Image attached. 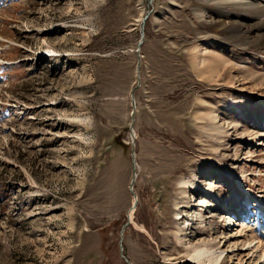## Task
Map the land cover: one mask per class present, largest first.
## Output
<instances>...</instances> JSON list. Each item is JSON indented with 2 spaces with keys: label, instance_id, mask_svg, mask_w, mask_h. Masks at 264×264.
<instances>
[{
  "label": "rangeland",
  "instance_id": "obj_1",
  "mask_svg": "<svg viewBox=\"0 0 264 264\" xmlns=\"http://www.w3.org/2000/svg\"><path fill=\"white\" fill-rule=\"evenodd\" d=\"M223 8L0 0V264H238L264 239V29Z\"/></svg>",
  "mask_w": 264,
  "mask_h": 264
},
{
  "label": "bare ground",
  "instance_id": "obj_2",
  "mask_svg": "<svg viewBox=\"0 0 264 264\" xmlns=\"http://www.w3.org/2000/svg\"><path fill=\"white\" fill-rule=\"evenodd\" d=\"M261 3L262 1L260 0H207L208 5L217 6V9L221 11H224L223 6L227 7L228 9L230 5L235 8L249 9V12H251L255 17H257L259 21L255 25L249 27L248 32H252L254 29L258 31H260L261 29H264V8H262ZM257 35H259V33ZM259 37H261V35ZM133 107L136 108V105L135 106L133 105ZM134 114H135V110L132 111L133 118H135ZM131 133L133 137L137 136L136 133L134 134V129L133 131L131 130ZM134 164L136 165V158H135V163H133V165ZM137 171L138 170H136V172ZM191 185L194 186L195 184L191 183ZM245 194H252V193L245 192ZM251 196H254V194ZM250 198L252 199V197L248 196V199ZM254 199H255L254 207L259 215L258 217L259 229L263 233L264 232V212H263L264 211V201L262 199L258 200L253 197L252 200ZM135 207L129 216L130 221H131L130 223H133V224H134L133 220H134V215H135V210H136ZM261 218L263 220V223L260 221ZM246 236L248 235L246 234L245 237ZM225 252L226 251L224 250L213 251L210 249H202V250L197 251L194 255H192L189 263L190 264H222V257L225 255ZM228 253H231L232 255L237 257L238 264H264V239L262 237L250 235L249 240L245 243V245H243L242 248H237L235 244V246H233L232 249L228 250ZM259 254H261V256Z\"/></svg>",
  "mask_w": 264,
  "mask_h": 264
},
{
  "label": "water",
  "instance_id": "obj_3",
  "mask_svg": "<svg viewBox=\"0 0 264 264\" xmlns=\"http://www.w3.org/2000/svg\"><path fill=\"white\" fill-rule=\"evenodd\" d=\"M134 106H135V102H134ZM132 131H133V129H132ZM133 163H135V152H133ZM134 169H135V164H134ZM130 223V220H128V223L127 224H129ZM126 226V225H125ZM124 226V227H125ZM127 259V258H126Z\"/></svg>",
  "mask_w": 264,
  "mask_h": 264
}]
</instances>
